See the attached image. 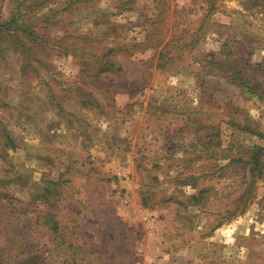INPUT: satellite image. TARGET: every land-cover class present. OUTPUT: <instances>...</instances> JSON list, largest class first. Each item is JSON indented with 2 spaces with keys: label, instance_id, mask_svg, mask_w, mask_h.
I'll list each match as a JSON object with an SVG mask.
<instances>
[{
  "label": "rangeland",
  "instance_id": "1",
  "mask_svg": "<svg viewBox=\"0 0 264 264\" xmlns=\"http://www.w3.org/2000/svg\"><path fill=\"white\" fill-rule=\"evenodd\" d=\"M24 1L0 0L2 21L25 12L42 40L30 42L34 57L26 65L23 49L0 38L2 264L26 254L37 264H264V178L246 197L247 171L231 161L247 160L264 141L217 108L230 101L264 134V9L257 1ZM166 43L173 61L159 69ZM224 51L253 66L255 93L218 74ZM203 91L212 109L201 104ZM193 111L220 126L224 151L216 162L188 160L199 151L190 147L195 134L178 129ZM7 135L15 148L4 145ZM187 175L197 180L182 183ZM50 181L60 195L53 198L63 240L36 224L44 206L33 195ZM202 188L205 207L180 205ZM8 225L19 229L13 248Z\"/></svg>",
  "mask_w": 264,
  "mask_h": 264
},
{
  "label": "trees",
  "instance_id": "2",
  "mask_svg": "<svg viewBox=\"0 0 264 264\" xmlns=\"http://www.w3.org/2000/svg\"><path fill=\"white\" fill-rule=\"evenodd\" d=\"M24 0H21L23 2ZM252 2V0H249ZM257 2H252L253 5H259L264 9V0H256ZM261 1V4L258 2ZM25 2V1H24ZM22 5H26V4ZM44 2V1H43ZM43 2H36L38 4H42ZM34 4V3H33ZM32 4V6H34ZM20 7V6H19ZM213 7H210L207 11L204 20L200 24L198 28V32H202L203 34L205 26L207 25V16L212 12ZM28 13V12H27ZM22 15H15L12 17L9 21H2L1 15H0V38L3 37L8 45V47L11 48H22V51H19L24 56V61H26V65L30 64L31 57H34V53L31 52V46L30 42L34 41H42L41 38L36 34V30L34 29L35 26L33 24L29 25L28 20L26 19V13L23 12ZM25 15V16H24ZM29 19V18H28ZM200 38V35H195L194 39L189 43V45L193 46L195 42ZM168 46V43H166L161 51L159 52L158 59L156 62V66L159 69H165L169 63L173 61L172 58L169 56V52L171 50H166ZM223 49L225 48V44H223ZM247 49V48H246ZM114 48H110L109 50L105 51L104 54L100 57L105 58L109 57L110 54L114 52ZM226 55V60H224L225 65L219 66V69H217L218 74L226 81L230 82L233 86H238L246 93H255V90L257 87L254 85L255 81V72L252 70L253 66L242 65L241 59L233 57V52L227 53V51H224ZM243 55H246V53H241ZM241 57V56H239ZM212 63H215L212 62ZM219 63V62H218ZM108 67V66H106ZM217 75V74H215ZM218 76V75H217ZM203 84V82H202ZM201 90H203V85L200 87ZM203 93L201 95V101L202 105H207L206 107L209 109H212L214 105V101L212 100V97L210 94L208 95V100L203 99ZM205 94V93H204ZM217 108H221V114L227 117V122L230 125L238 126L240 127L241 123L243 124V127H240L242 129L247 130L250 134L256 135L264 141V134L259 131V128L257 124L254 123L253 120H251L246 114H242L241 108L237 106H233L232 103L229 101L223 105H218ZM203 114V115H202ZM185 124L179 127V131L183 130L184 128H190L192 130V133L195 134L194 136V143L190 144V147L197 148L199 151L196 152V149H192L194 151V155L191 158H188L190 162L194 160H208L209 162H216L219 158H221L220 155H223L222 152L224 151L222 147V140L220 136V126L216 123H211L209 121L210 119V113L205 114L202 112H195L193 111L189 115L186 116ZM4 145L6 147H12L15 148V140L7 135L6 140L4 141ZM2 144V141H0V146ZM251 150V154L249 155L247 160H244L243 158H237L236 160H231L234 162H242L244 165L242 169H245L247 172V175L249 177V180H247L246 184L248 185V188L245 190V196L249 197L250 193L252 191V188L255 184L256 177L257 178H264V162L262 159V152H264V146H254ZM192 153V152H191ZM230 161V162H231ZM229 162V163H230ZM228 163V164H229ZM226 164V165H228ZM250 164V166H249ZM224 167V166H222ZM182 183H188L193 184L194 180H197V178L193 175H187L183 178ZM158 177H153V182H157ZM48 186H44L42 190L37 191L33 197L35 200H40V204H42L44 207L36 209V224L38 226H45L47 227L55 236L57 239H64L63 236L60 235V220L59 215L57 214L58 207L57 203L59 201V198L54 199L53 196H60L58 190L54 187L57 186V182H47ZM37 187L36 185H34ZM207 192L208 188H202L198 190L197 193L189 195L186 197V200L183 202H179L181 206H193V207H199L203 208L207 205ZM247 192V193H246ZM4 197H6L4 195ZM1 198V197H0ZM243 198V197H242ZM242 201L243 199H239ZM144 203L147 202V200L144 198ZM241 203V202H240ZM244 206L246 205V201L243 202ZM39 206L41 207V205ZM46 206V207H45ZM239 207V206H238ZM237 207V208H238ZM186 210V209H185ZM184 210V212H186ZM242 211V210H241ZM232 214H235L233 212ZM21 223V228H26L24 224V219H20L16 221V224ZM10 228L5 232L7 240L9 239L10 243H12V248L14 246L15 240H17V232L16 226L12 227L8 225ZM63 243L69 244L71 248H75L73 244L67 241H62ZM38 257L33 254H26V256H21L17 260L15 264H37L38 263ZM4 261L0 258V264H2Z\"/></svg>",
  "mask_w": 264,
  "mask_h": 264
}]
</instances>
